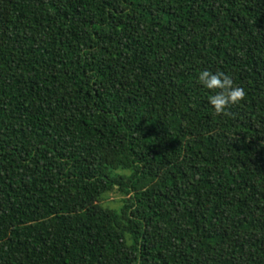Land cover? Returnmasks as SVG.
<instances>
[{
    "label": "trees",
    "instance_id": "16d2710c",
    "mask_svg": "<svg viewBox=\"0 0 264 264\" xmlns=\"http://www.w3.org/2000/svg\"><path fill=\"white\" fill-rule=\"evenodd\" d=\"M0 264H264V0H0Z\"/></svg>",
    "mask_w": 264,
    "mask_h": 264
},
{
    "label": "clouds",
    "instance_id": "9594fccd",
    "mask_svg": "<svg viewBox=\"0 0 264 264\" xmlns=\"http://www.w3.org/2000/svg\"><path fill=\"white\" fill-rule=\"evenodd\" d=\"M198 83L211 93L208 103L216 114H223L231 106L241 102L245 91L235 86L229 75L222 71L202 70L197 77Z\"/></svg>",
    "mask_w": 264,
    "mask_h": 264
},
{
    "label": "rangeland",
    "instance_id": "374dc122",
    "mask_svg": "<svg viewBox=\"0 0 264 264\" xmlns=\"http://www.w3.org/2000/svg\"><path fill=\"white\" fill-rule=\"evenodd\" d=\"M132 173L131 170H116L114 169L112 171L113 176H129ZM126 199V196L120 192L118 189H115L114 191H111L103 196V198L100 200V204L109 210H113L116 212H119L120 209L123 206L124 200Z\"/></svg>",
    "mask_w": 264,
    "mask_h": 264
}]
</instances>
